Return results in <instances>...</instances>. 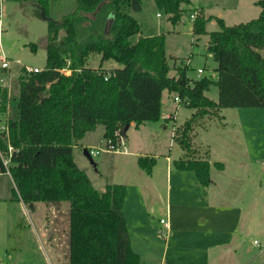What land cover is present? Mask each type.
<instances>
[{"label": "trees", "instance_id": "obj_1", "mask_svg": "<svg viewBox=\"0 0 264 264\" xmlns=\"http://www.w3.org/2000/svg\"><path fill=\"white\" fill-rule=\"evenodd\" d=\"M51 1L35 0L48 21L46 65L21 75L14 115L7 116L9 92L0 85V117H7L6 128H0V173H10L14 197L31 207L38 201L69 203L67 264H142L124 214L127 186L111 183L97 189L75 162L74 145L99 124L105 138L115 139L116 130L126 135L132 122L139 127L160 120L165 90L198 110L183 130L188 151V134L208 108L264 106V0L257 2L259 16L246 22L228 25L215 17L220 29L210 32L207 48L218 63L216 80H193L188 67L170 75L165 34L139 36L141 23L131 11H140L142 0H75L73 10L60 18L50 16ZM155 2L177 24L191 0ZM106 4L114 6L109 32L94 31L79 40L76 21L96 18ZM207 22L203 15L194 19L193 34L206 33ZM93 54L100 55L101 66L110 59L120 66L92 67ZM214 83L217 100L206 95ZM155 162V157H139L148 173ZM175 165L194 170L202 184L213 181L209 159H179ZM215 165L223 168V163Z\"/></svg>", "mask_w": 264, "mask_h": 264}, {"label": "rangeland", "instance_id": "obj_2", "mask_svg": "<svg viewBox=\"0 0 264 264\" xmlns=\"http://www.w3.org/2000/svg\"><path fill=\"white\" fill-rule=\"evenodd\" d=\"M142 1L143 7L140 11H131L141 23L140 33L145 36L164 33L171 67L170 75H178L181 68L188 67L187 75L193 80L203 76L217 79L218 63L207 48L210 32L220 29L215 17L220 16L228 25H233L259 16L262 9L257 3L259 0H191L189 4L183 5L182 17L177 24H174L167 14L160 11L155 0ZM74 6L75 0H52L49 14L53 18H60L71 12ZM112 8V4L104 5L92 20L80 17L75 23L77 38L81 40L94 31L108 33ZM192 13L196 15L195 19L200 15L208 18L206 33L193 34L194 20L190 17ZM47 30L48 21L40 14L35 0H0V57L5 56L10 61V66L4 68L0 60V85L9 90L11 112H16L18 109L20 77L27 74L23 69L24 64L42 69L46 65ZM136 37L133 36L132 39ZM262 52L264 54V51ZM89 64L97 69L100 67L112 69L116 67L117 62L110 59L104 61L101 66L100 55L93 54ZM199 68L204 69L200 75ZM6 77H9L8 86L1 82ZM164 95L166 102L163 114L175 112L176 118H170L165 123L166 129L164 116L158 121L142 123L139 128L135 123L131 125L125 135L127 152L144 150L150 153L160 152L158 159L165 161L163 154L169 153L171 142L174 145L172 155L177 159L180 158L179 153L182 155L183 151L187 153L186 157L182 156L184 160L208 159V151L219 160L225 159L228 165V177L243 175L242 184H235L233 190L228 187L227 200L230 204L241 203L235 193L240 192L241 189L245 192L249 206L247 208H252L255 214L250 222L254 229L251 231V240L256 238L264 246V229L260 232L256 228L259 219L264 225V106L208 108V113L199 118L188 134L192 145L188 151L181 141L184 138L183 130L186 122L198 110L184 103H177L173 95H171L172 100H168V91ZM206 95L209 99L217 100L218 86L212 84ZM103 128L104 126L99 124L97 129L87 132L74 152L75 162L77 161L78 166L87 172L94 186L99 190H103L106 184L111 183L126 185L128 178L130 176L132 178L129 167L130 159L134 158V155L122 154L124 151L121 153L112 150H103L92 157L87 156L84 152V147L87 146L85 144H89V148H94L91 145H96V141L103 138ZM157 138L160 140L159 145ZM96 147H104V142ZM163 187L166 188V185L160 182V189L162 190ZM13 188L12 177L0 175V264H67L69 203L58 207L60 211L57 206H54L56 211L51 207L50 202L45 201H38L35 207H31L14 197ZM217 190L221 195L224 193V189L222 190L220 186ZM254 197L262 199V207L255 209L257 206L253 204ZM161 206V201H155L154 210L148 211L150 223L154 226L158 224L160 217L165 215L162 211L164 205ZM149 226L150 234L154 237L152 225ZM158 233L160 235H157H162L161 232ZM159 239H152L151 246L146 250L161 254L165 240ZM254 249L258 252L260 246L256 245Z\"/></svg>", "mask_w": 264, "mask_h": 264}, {"label": "crops", "instance_id": "obj_3", "mask_svg": "<svg viewBox=\"0 0 264 264\" xmlns=\"http://www.w3.org/2000/svg\"><path fill=\"white\" fill-rule=\"evenodd\" d=\"M140 35L143 34L140 33ZM117 64L116 67H119L120 65ZM166 91H164V94ZM164 94L162 98V117H165L164 128L166 129L167 125L165 123L170 118L175 119L176 114L175 112L163 114V107L166 102ZM171 95L173 94L169 93L168 100H172ZM10 104L9 100L7 116L13 113L11 112ZM6 119V116L0 117V128L6 125ZM133 124L134 122L130 124V127ZM104 133L105 127L103 128V138H100L98 142L96 141V145L92 144L91 146L96 147L103 143ZM84 138L74 145V152L75 147L80 145ZM159 144L160 140L157 138V145ZM172 144L171 142L169 144V153L163 154L165 161L158 159L160 158V152L150 153L148 151L144 152L145 150L143 152H127L126 146L124 153L121 152L122 154L134 155V158L130 159L129 167L132 171V178L130 176L125 182L127 190L124 214L132 248L140 255L141 263L264 264L263 244L256 238L251 240V231L254 229L251 227L250 222L255 214L252 208H247L249 206L245 192L241 189L240 192L235 193L240 198L241 203L230 204L227 200L229 196L228 187L232 188L237 183L242 184L243 175L228 177V165L225 159L219 160L207 150L213 181L209 185L202 184L194 170L176 167L175 161L183 159L182 156L184 157L185 155L186 157L187 153L183 151L182 155L179 153L180 156L178 157L180 158H175L172 155V147L174 146ZM85 145L87 146L84 147V150L89 148V144ZM140 156L156 158L151 173H148L140 166ZM216 162L223 163V168L216 166ZM244 162H247V160ZM127 172L129 173L128 170ZM0 175L11 176L9 172L0 173ZM129 175L131 174L129 173ZM160 182L166 185V188L163 187L164 190L160 189ZM218 186L222 190L224 189L222 195L217 190ZM158 200L162 202V206L164 205V209L161 207L162 211L165 212V215L161 216L160 219L166 218L167 225L162 224L160 221H158L156 226L150 223L151 219L148 211L150 209L154 210L153 203ZM66 203L68 202L52 203L51 207L56 210L54 206H57V208L63 207ZM262 203L263 201L260 197H254L253 204L257 206L255 209L262 207ZM58 211H60V208H58ZM152 218H155V216H152ZM149 225H152L154 237L150 234ZM256 228L260 232L263 231L264 225L261 219H259V225ZM158 232H161L163 236H159ZM156 238L165 240L161 254L146 250L147 247L151 246V240H156ZM256 240L258 241L257 243H255ZM255 244L260 246L258 252H255Z\"/></svg>", "mask_w": 264, "mask_h": 264}, {"label": "built area", "instance_id": "obj_4", "mask_svg": "<svg viewBox=\"0 0 264 264\" xmlns=\"http://www.w3.org/2000/svg\"><path fill=\"white\" fill-rule=\"evenodd\" d=\"M158 15H161L160 13H158ZM191 19H195L196 15L194 13L191 14ZM0 60L2 61V67L7 68L10 66V61L8 60V58H6L5 56L0 57ZM23 69L25 70V72L28 73H32V72H38L40 70H42V68L38 67V66H32V65H27L24 64ZM204 71L203 68H199L198 69V73L199 75ZM65 72H70V70H65ZM8 78L6 77V79H2V83L6 86H8ZM174 100L177 103H182V99L179 97V95H175ZM172 117V116H169ZM3 128H6L5 126ZM174 133V132H173ZM116 136L115 139L113 138H104V147H94V148H88V151L90 153L91 156H94L98 153H100L101 151L105 150H112V151H119V152H123L126 146V140H125V134L121 131V130H116L115 132ZM174 136V135H173ZM11 149V147H10ZM7 163V161H6ZM160 222L164 225H167V219L166 218H161ZM164 233V231H163ZM258 241L256 240L255 243H257Z\"/></svg>", "mask_w": 264, "mask_h": 264}, {"label": "water", "instance_id": "obj_5", "mask_svg": "<svg viewBox=\"0 0 264 264\" xmlns=\"http://www.w3.org/2000/svg\"><path fill=\"white\" fill-rule=\"evenodd\" d=\"M129 127H130V124H128V125L126 126L125 131H127V130L129 129ZM84 152H85V154H86L87 156L92 157V156L90 155V153H89V151H88L87 148H85Z\"/></svg>", "mask_w": 264, "mask_h": 264}]
</instances>
